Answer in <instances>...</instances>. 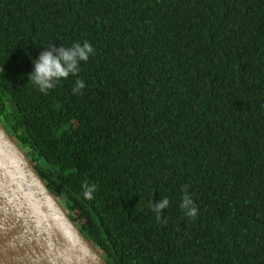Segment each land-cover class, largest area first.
Wrapping results in <instances>:
<instances>
[{"label": "trees", "instance_id": "1", "mask_svg": "<svg viewBox=\"0 0 264 264\" xmlns=\"http://www.w3.org/2000/svg\"><path fill=\"white\" fill-rule=\"evenodd\" d=\"M0 119L110 264H264V0H0Z\"/></svg>", "mask_w": 264, "mask_h": 264}, {"label": "water", "instance_id": "2", "mask_svg": "<svg viewBox=\"0 0 264 264\" xmlns=\"http://www.w3.org/2000/svg\"><path fill=\"white\" fill-rule=\"evenodd\" d=\"M0 264H110L1 119Z\"/></svg>", "mask_w": 264, "mask_h": 264}, {"label": "clouds", "instance_id": "3", "mask_svg": "<svg viewBox=\"0 0 264 264\" xmlns=\"http://www.w3.org/2000/svg\"><path fill=\"white\" fill-rule=\"evenodd\" d=\"M93 46L85 41L74 43L71 47H57L55 43L49 45L47 50L41 52L37 59H34V71L29 73V78L39 87L40 91L46 92L55 86V82L66 79L70 75H76L79 72L81 61H87L91 54H94ZM85 87L83 80H78L73 92H79ZM84 196L86 199H92L96 190L95 185L84 184ZM185 188V192H186ZM169 205V200L165 197L159 202L153 204V210L158 214ZM180 207L186 209V214L191 217L197 215V208L193 201L186 194ZM159 215L157 219H159Z\"/></svg>", "mask_w": 264, "mask_h": 264}]
</instances>
